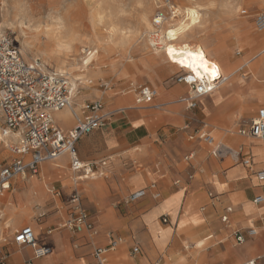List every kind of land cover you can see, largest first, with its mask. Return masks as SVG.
Instances as JSON below:
<instances>
[{
    "label": "crops",
    "instance_id": "obj_1",
    "mask_svg": "<svg viewBox=\"0 0 264 264\" xmlns=\"http://www.w3.org/2000/svg\"><path fill=\"white\" fill-rule=\"evenodd\" d=\"M255 1L248 8L264 12V5ZM243 19L249 30L239 31L240 19L226 21H232H228L231 29L240 36H247L238 40L239 45L246 46L247 40L261 32L250 34L248 18ZM263 47L264 39L254 41L253 50ZM143 60L134 65L131 73L130 69H118L112 79L113 88L84 99L81 96L70 104L69 111L56 112L54 123L67 134L78 119L88 115L90 104L85 105V99L104 102V112L109 115L106 126L83 136L76 144L79 159L93 165L96 174L75 183L71 159L64 155L43 163L37 175L13 179L11 188L0 195V256H6L5 264H94L92 254L98 247L108 249L109 264L111 255H123L131 246V256H125L121 264H166L165 256L174 263L187 259L184 264H243L253 260L264 264V227L260 220L264 206L253 202L255 197L264 195V184L256 176L264 169V160H258L260 156L254 152L259 146L264 151V141L242 136L238 129L243 118L255 119L264 103L256 102L238 120L239 105L231 106L236 93L233 87L221 86L200 99L195 110H188L176 100L187 97L190 87L185 83L169 87L163 82L168 75L182 71L167 70L165 65L158 68L148 63L149 58ZM148 70L156 73L155 82L146 75ZM257 73L264 77V69ZM144 76L150 84L144 87L156 89L157 85L169 93L168 98L156 97L160 105L137 103L138 89H133L129 81L139 82ZM259 85L263 88L264 80ZM203 133L212 136L216 144L239 152V156H214V148L200 139ZM5 153L1 148L0 170ZM247 159L251 166L243 164ZM74 189L81 194L95 235L77 233L65 226L70 212L66 201ZM140 190H146V196L130 203L129 196ZM9 193L12 194L6 197ZM249 204L256 210L250 211ZM228 208L232 212L228 214L229 222L224 223L222 217ZM164 217H168L167 223L163 222ZM25 227L33 229L40 247L52 249L51 255L36 258L31 247L14 242L16 234ZM252 228L263 233L258 238L246 235V242L237 244L235 234ZM162 234H168V240L160 250L155 240ZM175 235H186L188 240L189 252L184 258L172 248L165 253ZM116 238L123 242L111 249ZM205 238V248L197 249L195 241ZM137 246L139 252L135 254ZM159 255L163 259H156Z\"/></svg>",
    "mask_w": 264,
    "mask_h": 264
},
{
    "label": "rangeland",
    "instance_id": "obj_2",
    "mask_svg": "<svg viewBox=\"0 0 264 264\" xmlns=\"http://www.w3.org/2000/svg\"><path fill=\"white\" fill-rule=\"evenodd\" d=\"M228 1H232L235 7H237L233 17H229L225 11L224 6ZM257 2L260 1L257 0ZM255 3V0H0V27L2 29L0 33L8 34L20 50L22 46L26 45L31 54L30 59L22 54L24 58L28 61H40L45 65L46 70L50 72L53 70L56 71V69L53 67L55 65H47L42 55L44 48L43 44L46 40H51L61 35L69 36L74 32L79 38L87 42L81 44L82 46L80 45L78 50V56L81 59L87 56L88 51H93L95 46L92 43L95 40H101L105 43V45L102 46L103 49L99 50L97 62L94 63V66L89 68L91 71H97V76L90 78L89 81H91V83H87L86 87L78 92L77 97L80 98L84 96V99L93 93L92 90H95L94 92L96 93L106 91L105 85H108L109 89L113 88L112 79L113 76H116L118 69H130L131 73L134 65L144 61L143 59L147 60L150 58L153 54L152 48L150 46L144 47L146 42L153 40L159 44L156 48L162 46L160 41L161 34L157 30L148 31L147 28L142 26L141 14L148 10L150 12L147 13L150 14V20H152L154 16L157 17L156 15L161 13L167 18H171L172 13L175 11L181 14L187 8H199L203 15L202 25L195 28L193 30L194 33L192 32L190 37L186 38L181 44L197 45L206 43L210 49L219 51V56L216 57L218 62L221 57H228L231 64L227 68H240L243 65V58L256 52L253 50L254 42L247 40L246 46L243 44L239 45L238 40L245 39L247 36H240L237 30H232L230 25L232 21L228 20L229 23L226 19L236 18L240 19L238 21L239 23H242L245 22L243 18L246 17L250 23V34L255 33L257 29L253 20L257 14L264 13L262 11L256 12L254 8H248V5L250 6ZM242 11H246V14L244 15ZM239 31L242 30L239 28ZM226 53H229V56L226 55ZM167 64L164 66L167 70L178 69L174 65ZM138 68H141V66ZM179 70L180 69H178V71ZM145 73L155 82L156 77L152 73ZM183 75V71L179 72V74L168 75L163 79V82L166 86L171 87L177 84V78ZM239 77L240 82L245 86L246 82L250 79V73L244 69L239 73ZM129 85L132 86L133 89H139L144 87V85L149 86L150 84L146 76H144V78H140L139 82L134 79L130 80ZM222 87H225V85ZM155 88L154 90H157V85H155ZM243 94L247 95L248 92L246 91ZM241 95L242 94L239 93L237 98ZM97 100L100 99L90 100L87 98L84 101H86L85 105H89ZM179 101L180 97L176 100V103ZM260 102L264 103L262 100H260ZM255 103L256 102L250 104L249 108ZM82 105H84V102ZM154 105H160V103L155 100L151 106ZM238 105L237 106L242 112L243 106L241 104ZM161 106L164 107L165 105ZM251 120L248 121L246 118H243L240 122V127L249 126ZM60 121L64 123L63 119H60ZM240 127L238 129H240ZM251 141L262 145L260 141ZM257 148L262 149L259 158L264 160L262 146ZM4 151L6 152V158L2 161L3 166L9 163L13 158L9 148H5ZM72 176L76 177L74 173ZM14 190L17 191L15 188ZM12 193L7 194L6 197H9ZM249 207H251L250 211L256 210L255 206L252 204H249ZM165 218H167L168 222V217ZM23 226L17 229H21ZM151 229H153V227ZM240 232L247 235V233L243 231ZM260 232L258 236H256L257 238L263 233ZM113 234L119 235L118 233ZM167 240L168 234H162L160 238L155 240L160 250L163 249ZM233 242L236 246L234 240ZM179 243L180 245L178 246ZM187 244L188 240L186 235H175L165 249V253H168L169 249L172 248L176 250L177 254L184 258L189 252L186 249ZM131 247L125 250L124 256L121 254L115 256L111 255L109 257V264H121L120 261L125 260V256L126 258L131 256ZM167 257L168 256L164 257L165 262L168 260ZM156 259L160 260L163 259V257L159 255ZM156 259L154 261H156ZM186 260L187 259H183L180 262H173V264H184Z\"/></svg>",
    "mask_w": 264,
    "mask_h": 264
},
{
    "label": "built area",
    "instance_id": "obj_3",
    "mask_svg": "<svg viewBox=\"0 0 264 264\" xmlns=\"http://www.w3.org/2000/svg\"><path fill=\"white\" fill-rule=\"evenodd\" d=\"M254 23L258 31H263L264 13L257 14ZM222 80H210L207 77L199 79L193 75L177 78L178 83L187 84L193 92V95H188L179 102L188 110H195L199 100L218 89ZM104 87L108 89V85ZM137 93L139 104L152 105L157 97L156 91L150 87H141ZM70 104V79L62 74L48 73L38 60L27 62L13 39L6 33H0V135L18 136V141L9 147L13 154L12 160L0 170V195L11 188V181L16 177L37 175L43 163L55 161L64 155H69L71 159V170L77 178L75 183L94 177L96 173L93 165L79 159L76 144L83 136L103 129L109 115L105 114L102 101H94L88 106V115L78 119L74 128L66 134L55 125L54 113L66 109ZM239 134L264 141V109L258 111L257 117L247 128L241 127ZM200 139L214 148L213 155L216 157L240 154L234 155L224 145L216 144L215 139L206 133L201 134ZM243 164L251 166L252 162L247 159ZM256 176L258 181L264 184V169L257 172ZM145 196L146 190H140L131 194L128 201L137 202ZM154 197L159 199L160 195L155 193ZM66 202L70 212L65 226L77 233L87 232L95 235V227L83 207L80 192L74 189ZM253 202L256 206L263 207L264 195L255 197ZM226 212L222 217L224 223L229 222L228 214L232 209L228 208ZM260 220L264 227V214ZM163 222L167 223V218L164 217ZM255 230L248 229L247 236L255 237ZM235 240L237 244H244L246 235L238 231ZM14 242L19 246L31 247L36 258H44L52 253L51 248L39 246L31 227L19 231ZM122 242L121 238L113 239L111 249L118 247ZM107 252L108 249L96 248L92 254L94 264H106ZM133 252L138 253L139 247H135ZM5 261L6 256H0V264H5ZM243 264L261 263L253 260Z\"/></svg>",
    "mask_w": 264,
    "mask_h": 264
},
{
    "label": "bare ground",
    "instance_id": "obj_4",
    "mask_svg": "<svg viewBox=\"0 0 264 264\" xmlns=\"http://www.w3.org/2000/svg\"><path fill=\"white\" fill-rule=\"evenodd\" d=\"M259 1L264 5V0H259ZM224 7H225V11L227 15L229 17H233L234 12L237 10V7H235L234 3L232 1H228L225 3ZM198 9H196V7L187 8L181 14L175 11L172 13L171 18H167L165 15L161 13V14L156 15L157 17L154 16L152 20H150V16H149L150 14L147 13V12H150L149 10L148 11L146 10L147 12H143L141 14L142 26L147 28L148 31L157 30L161 34V38H160V41L162 44L161 47L156 48V46L159 44H157L153 40H149L148 42L144 44V47L150 46L152 48L153 54L149 58L148 63L153 64L154 66L158 68H161L162 65H165L168 63L182 70L184 72L183 76L193 75V77L199 78V76L196 73H194L190 68L183 67L181 64L176 63L175 61L180 60L182 58L185 59V61H187V55H186L187 53L202 51L206 59L208 60L209 64H215L217 66L218 76L216 77L215 80H217L218 78H220L221 80L223 79L221 81L220 87L224 85H225L224 88L233 87V90L235 91L236 95L232 98L231 106L232 105L235 106L238 104H241L243 106L242 112L240 111L239 112L240 116H238V120H241V118L244 117L248 113L249 111L248 109H250L249 108L250 104L260 101V100L264 101V87L262 88L259 85L261 81L264 80V77L260 76L261 75L260 73L259 74L257 73L258 70L262 71V69H264V48L259 49L253 54L251 53L250 56L246 55L247 57L246 58L244 57L245 59L243 58L244 61L241 60L243 61V65L242 66L240 65L241 66L240 68L232 69V68H227L231 64V61L229 60V58L221 57V59L219 60L220 62L219 63L216 60V57L219 56V51H217L216 49H210L206 43L197 44V45L181 44L186 38L190 37V35L192 34L195 28L200 27L202 25L203 15L201 14L200 9L199 10ZM193 13H195V16H193ZM242 13H246V11H242ZM193 19H195L196 21L195 23H193ZM238 26L241 30H249V25L246 24V22L239 23ZM1 30L2 29L0 27V32ZM170 31H174L176 35L178 36V39L176 40L169 39L168 33ZM259 32L261 33L255 35L254 38L251 37L252 38L251 41L254 42L255 40H258V39H264V30L259 31ZM85 42H86L85 40L79 38L73 32L69 36L61 35V36L52 38L51 40H46L43 44L44 48L42 51V55L45 58V62L47 65H50V66L55 65L53 67H55L56 71L55 70H53L52 72L47 71L44 65L45 70L51 74H62L70 78L71 105H73V103H75L79 99L77 97L79 90L85 88L87 83H91V81H89L90 78L97 76V71L96 72L91 71L89 68L91 66H94V63L97 62V59L99 57V50L103 49L102 46L105 45V43H103L101 40H95L92 43L95 46L93 51L91 52L88 51L87 56L81 59L78 56V50L80 48V45ZM170 46L177 50V54L174 57H170L168 54V48ZM20 51H21V54H23L26 58L30 59L31 52L29 51L26 45L22 46ZM180 53H184L185 55L182 57ZM85 60L88 61L87 64L84 63ZM26 61L31 62V60L30 61L26 60ZM244 69L248 73H250V77H249L250 79L249 81L246 82L245 86H243L239 80L240 78L239 73ZM148 72L152 73L154 76L156 74L153 70H148ZM200 75H202L203 78L207 77L208 79L213 80V78L210 75L203 73V70H201ZM156 80H157V77H156ZM92 91L93 93H96L94 92L95 90H92ZM155 91L157 93V98H168L169 97V93L165 89L160 88L159 86H157V90ZM246 91L248 92V94L247 95L243 94ZM93 93H91L90 95H92ZM239 93L242 94L243 96L241 95L240 97L237 98ZM189 95H193V92L191 90L189 91ZM65 110L69 111V107H67ZM55 115L56 113H54V116ZM17 141H18L17 135H11L7 137L0 135V149L9 148L12 143H16ZM231 151L233 152L234 155L235 153L236 154L239 153L237 151H233V150ZM260 151H262L261 148L254 149V152L258 154V156L260 154ZM258 160H262V159L259 158ZM75 181H77L76 177H75ZM1 203L2 202H0V204ZM255 231L257 233L256 236H258L259 231L258 230H255ZM207 239L208 238L198 240L197 242H195L194 246L197 249H204L206 246ZM167 258L168 260L166 264H173V262H171L170 260V257H167ZM66 264H76V263L68 262Z\"/></svg>",
    "mask_w": 264,
    "mask_h": 264
},
{
    "label": "snow or ice",
    "instance_id": "obj_5",
    "mask_svg": "<svg viewBox=\"0 0 264 264\" xmlns=\"http://www.w3.org/2000/svg\"><path fill=\"white\" fill-rule=\"evenodd\" d=\"M193 16H195V13H193ZM159 22V21H157ZM195 19H193V23H195ZM169 39L176 40L178 39V36L174 31H170L168 33ZM168 54L170 57H174L177 54V50L173 47L168 48ZM180 55L183 57L185 54L180 53ZM187 55V61L185 59L176 60V63L181 64L183 67L190 68L194 73H196L200 79H203V76L200 75L201 70H203V73L210 75L213 80L216 79L218 76V68L215 64H209L208 60L206 59L204 53L202 51L200 52H189ZM85 64L88 63L87 60L84 61ZM7 187V185H5ZM227 219V217L225 218ZM193 223H199V221H193Z\"/></svg>",
    "mask_w": 264,
    "mask_h": 264
}]
</instances>
